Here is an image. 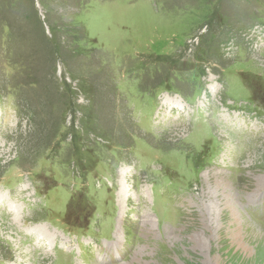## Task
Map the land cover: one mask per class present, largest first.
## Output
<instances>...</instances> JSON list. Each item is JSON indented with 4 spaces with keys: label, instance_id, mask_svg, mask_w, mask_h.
Here are the masks:
<instances>
[{
    "label": "rangeland",
    "instance_id": "1",
    "mask_svg": "<svg viewBox=\"0 0 264 264\" xmlns=\"http://www.w3.org/2000/svg\"><path fill=\"white\" fill-rule=\"evenodd\" d=\"M0 203V264H264V0H0Z\"/></svg>",
    "mask_w": 264,
    "mask_h": 264
},
{
    "label": "bare ground",
    "instance_id": "2",
    "mask_svg": "<svg viewBox=\"0 0 264 264\" xmlns=\"http://www.w3.org/2000/svg\"><path fill=\"white\" fill-rule=\"evenodd\" d=\"M231 117V119H228V121H230V120H232L234 117L233 116H230ZM233 125V127L235 126V127H237V131H241L242 129H243V127L242 126H239L238 125V123L236 122V123H234V124H232ZM256 126H252L251 127V131L253 132V131H255L256 130V128H255ZM1 204V203H0ZM15 207H16V204H15ZM228 208V212H230L231 211V214H232V209H230L231 208V206L230 207H227ZM12 211H15V210H13L12 209ZM148 220V219H147ZM18 220H16V222H17ZM253 229H255L256 230V227H254ZM49 232V231H48ZM48 234H50V233H48ZM237 239H238V237H237ZM47 240H49V241H51V239L49 238V239H47ZM48 257H46L45 259H42L41 260V264H44V261L47 259ZM19 259V258H18ZM48 260V259H47Z\"/></svg>",
    "mask_w": 264,
    "mask_h": 264
}]
</instances>
